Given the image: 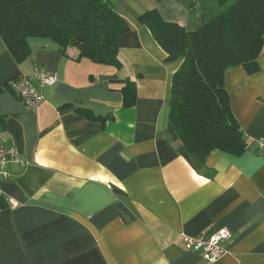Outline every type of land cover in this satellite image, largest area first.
Returning a JSON list of instances; mask_svg holds the SVG:
<instances>
[{
    "label": "crops",
    "instance_id": "1",
    "mask_svg": "<svg viewBox=\"0 0 264 264\" xmlns=\"http://www.w3.org/2000/svg\"><path fill=\"white\" fill-rule=\"evenodd\" d=\"M130 25L119 42L121 66L77 60L73 46L30 37L18 62L0 36V139L19 162L7 165L0 198V264H264V49L260 69L228 71L231 107L249 143L240 156L212 152L196 171L167 133L173 75L167 54L139 17L158 10L189 31L202 27L191 0H105ZM36 66L57 74L38 87L29 111L12 83ZM132 81L137 101L125 107ZM85 113H82V112ZM99 117V118H96ZM135 216L126 222L119 198ZM12 203L15 206H12ZM232 234L210 263L182 236Z\"/></svg>",
    "mask_w": 264,
    "mask_h": 264
},
{
    "label": "trees",
    "instance_id": "2",
    "mask_svg": "<svg viewBox=\"0 0 264 264\" xmlns=\"http://www.w3.org/2000/svg\"><path fill=\"white\" fill-rule=\"evenodd\" d=\"M191 2L202 14V27L196 31L165 21L158 10L143 13L138 21L167 54L165 63H181L173 75L166 133L177 152L201 171L214 151L240 156L249 148L225 80L237 67L250 74L260 69L264 0ZM130 31L128 22L105 0H0V36L18 62L32 53L30 37H48L62 52L77 47V60L120 67V38ZM121 91L124 106L133 107L136 84L129 81ZM113 191L124 220L134 219L122 203L125 192L115 186Z\"/></svg>",
    "mask_w": 264,
    "mask_h": 264
},
{
    "label": "built area",
    "instance_id": "3",
    "mask_svg": "<svg viewBox=\"0 0 264 264\" xmlns=\"http://www.w3.org/2000/svg\"><path fill=\"white\" fill-rule=\"evenodd\" d=\"M57 82V74L49 72L44 67L36 66L34 72L30 75H21L13 83L12 89L18 100L29 111H36L43 103V96L39 92L38 87L53 86ZM261 152H264V140L257 143ZM20 156L18 151L7 146L0 139V198L4 196L3 183L8 179L9 175L6 170L8 163L19 162ZM14 207L15 204L12 203ZM232 239V234L222 229L211 235L201 236H182V244L186 250L196 252L202 258L210 263L220 260L227 254L223 243Z\"/></svg>",
    "mask_w": 264,
    "mask_h": 264
}]
</instances>
